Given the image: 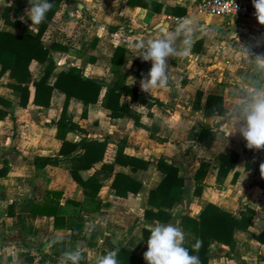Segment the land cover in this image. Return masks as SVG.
I'll use <instances>...</instances> for the list:
<instances>
[{
    "label": "crops",
    "instance_id": "0c3cea01",
    "mask_svg": "<svg viewBox=\"0 0 264 264\" xmlns=\"http://www.w3.org/2000/svg\"><path fill=\"white\" fill-rule=\"evenodd\" d=\"M12 1L0 0V31L35 35L39 25L30 26L26 17L20 19L29 6L27 0L18 1L19 26L3 23V8ZM152 1L161 5L160 10L129 5L127 0H62L41 37L49 58L42 63L32 60L28 67L32 80H37L52 60L49 85L59 72L74 66L89 78L111 82L124 77L126 84L140 87L142 75L151 65L140 59L142 50L136 49L137 41L159 39L165 30L173 32L182 22L192 29L187 45L182 35L173 42L180 51L186 48L187 55L165 58L166 86L147 91L164 106L147 107L129 96L120 98L139 116L142 126L153 125L151 132L135 125L130 117L110 118L99 102L90 103L83 116L81 100L69 99L66 114L84 133L67 132L65 140L77 143L85 137L105 144L100 160L77 170L80 180L94 178L99 184L95 194L93 185L81 186L72 178L74 160L39 167L33 163L34 157L58 155L61 140L55 136L53 122L59 117L64 94L54 89L49 106L36 105L34 86L29 83L27 103L22 106L19 92L9 86L8 71L0 74V109L7 111L0 119V168H8L0 177V264H70L62 254L71 250L81 252L79 264H96L98 257L120 248L135 256L134 264H146L142 257L146 250L143 229L148 237L152 226L171 223L183 233V245H192L197 236L191 226L183 227L182 217L197 219L207 204L237 218L241 211L250 215L245 230H233V248L216 241L210 244L207 264H264V235L263 240L257 238L264 231V189L258 185L264 145L247 148L238 133L227 136L229 113L242 100L240 86L264 84V71L257 72L250 59L241 55L245 62L236 67L240 73L233 74L231 66L228 70L224 67L223 58L232 56L234 45L240 54L248 46L253 55H264V25L249 18L217 16L226 19V33L236 43L223 41V46L216 48L218 26L212 24L213 19L205 18L207 15L195 13L200 0ZM245 1L251 4V0ZM116 47L125 51L120 66L111 61ZM216 53L221 55V62H215ZM220 64L223 67L218 74ZM204 71L208 72L205 76ZM103 93L104 89L101 96ZM208 94L222 98L223 113L204 114ZM206 128L215 130L208 146L197 138ZM120 141L122 153L146 161V168L115 161ZM231 151L238 154L235 165L220 173L217 156ZM160 158L177 168L183 182L180 200L171 208L161 206L168 220L165 215L159 219L147 215L148 211H157L148 198L163 178L156 168ZM116 173L136 179L138 190L134 193L127 189L125 196H118L111 184ZM125 186L131 188L133 183L121 180V187ZM79 224L82 229L74 237L71 233ZM57 242H63L64 247H58L55 255L51 247Z\"/></svg>",
    "mask_w": 264,
    "mask_h": 264
},
{
    "label": "trees",
    "instance_id": "16d2710c",
    "mask_svg": "<svg viewBox=\"0 0 264 264\" xmlns=\"http://www.w3.org/2000/svg\"><path fill=\"white\" fill-rule=\"evenodd\" d=\"M18 1L19 0H13L10 5L3 8L1 16L5 25L19 26L20 21L17 19ZM61 1L62 0H50L52 7L45 14V19L39 24L35 35H15L9 31H0V74L8 71L10 80L9 86L19 92V104L22 106H25L27 103L29 83H32L34 86L33 103L36 105L49 106L54 89L64 94V103L59 117L53 122L56 128L55 136L57 139L61 140L58 155L53 157H34L33 163L35 167H39V165L44 166L46 164L57 165L61 160H74V164H72L70 170L72 178L81 186L89 187V185H93V194H95L99 188V184L95 182L94 178H90L87 181L80 180L77 176V170L79 168H87L91 166L93 162L100 160L105 150V144L96 139H86L85 137H81L77 143L65 140L67 132L84 133V130L66 114L69 99L75 97L81 100L83 104V116L86 115L87 107L90 103L99 102L102 107L108 110V116L110 118L130 117L137 126H142L139 123V116L127 105L120 102L122 96H129L137 104L146 105L147 107L164 105L158 99L152 97L148 92L141 91L140 87L126 84L124 82V77H115L111 81L114 83V86L120 85L119 89L115 87L108 88L104 85L105 81L102 79L83 76L81 70L74 66L69 67L66 71L59 72L54 83L49 85L47 79L54 68L52 60L49 61L40 78L32 80V75L28 68L30 62L35 60L42 63L49 58V50L42 45L41 37L55 13L58 11ZM127 3L150 10H160L161 8L159 3H155L152 0H127ZM124 53V49L116 47L111 59L112 65L120 66ZM102 89H104V93L101 96ZM200 96L201 93L198 92V101ZM203 111L204 114L207 115L213 114L214 111L217 114L223 113L222 98L219 95L208 94L206 96ZM6 114V110L0 109V119L4 118ZM142 127L151 132L153 125L151 127ZM214 136L215 130L206 128L198 133L197 138L208 146L212 142ZM78 145L80 146L79 148ZM81 148L85 149L81 151ZM122 148L123 141H120L115 154L116 162L130 164L132 168H146V161L124 155L122 153ZM217 157L220 162V173H226L234 167L238 154L231 151L229 154H219ZM156 168L163 174V178L158 186L150 191L148 203L155 206L157 211L155 213L148 211L147 215L151 213V216L158 219L163 218L165 215V220H168L169 215L166 211L161 209V206L171 208L175 202L180 200L183 182L182 179L177 176V168L167 163L164 159L160 158L157 160ZM202 171L203 168L200 167L199 172L203 176L204 172L202 173ZM260 171L261 174L258 185L264 189V177H262L264 176V168ZM7 172V167H1L0 177L5 176ZM121 180L132 182L133 187H121ZM111 184L118 196H125L127 189L135 193L140 185L136 179L120 173L115 174ZM197 188L198 187H196V191ZM51 194L54 193L51 192ZM249 222V214L246 215L241 211L240 217L237 218L227 211L221 210L212 204H207L200 212L197 219L188 216L182 217L183 227H185V225L191 226L192 232L197 236L192 245L183 246L188 249L190 255H196L199 258L200 264H207L210 244L216 241L233 248V230L235 228L245 230ZM81 229L82 227L80 224L76 225L75 230H73L71 234L75 237L79 234ZM143 235L145 240H147L148 237L144 229ZM263 235L264 231L257 238L263 240L261 238ZM197 241H199V247L194 249L193 245ZM58 247H64L63 242L55 243L51 247V252L56 255ZM116 260L117 264H134L135 256L126 249L120 248L116 252Z\"/></svg>",
    "mask_w": 264,
    "mask_h": 264
},
{
    "label": "clouds",
    "instance_id": "9594fccd",
    "mask_svg": "<svg viewBox=\"0 0 264 264\" xmlns=\"http://www.w3.org/2000/svg\"><path fill=\"white\" fill-rule=\"evenodd\" d=\"M27 4L29 6L24 9L20 19L23 20L26 17L30 21V26L39 25L52 7L50 0H27ZM251 5L256 21L264 25V0H251ZM191 32L192 29L187 22H182L173 32L165 30L159 39L148 38L137 41L136 49L142 50L140 59L149 61L151 65L140 80L141 91L147 92L150 88L166 86L165 58L173 54L186 56L187 49L180 51L173 47V42L177 36L182 35L183 43L187 45ZM241 55L250 59L257 72L264 71V55L259 53L253 55L248 46L241 50ZM240 93L241 102L234 105L229 113L230 126H228L227 136L238 133L245 141V147L259 149L264 145V84H242ZM259 167L260 170L264 168V163H261ZM183 240V233L174 224H156L151 227L150 234L144 242L146 250L142 253V257L146 264H200L199 258L196 255H190L188 249L183 246ZM198 247L199 241L193 245L194 249ZM62 258L70 264H79L81 252L66 251L62 254ZM96 264H117L116 251L111 250L98 257Z\"/></svg>",
    "mask_w": 264,
    "mask_h": 264
},
{
    "label": "built area",
    "instance_id": "2783aa9c",
    "mask_svg": "<svg viewBox=\"0 0 264 264\" xmlns=\"http://www.w3.org/2000/svg\"><path fill=\"white\" fill-rule=\"evenodd\" d=\"M235 5V10H234ZM200 15H214L225 18H249L255 19L254 9L245 0H200L196 8ZM166 18H171L166 16ZM176 21L177 18H172Z\"/></svg>",
    "mask_w": 264,
    "mask_h": 264
},
{
    "label": "rangeland",
    "instance_id": "374dc122",
    "mask_svg": "<svg viewBox=\"0 0 264 264\" xmlns=\"http://www.w3.org/2000/svg\"><path fill=\"white\" fill-rule=\"evenodd\" d=\"M198 5V4H197ZM197 8V6L195 7ZM195 13H198L197 10H195ZM199 14V13H198ZM201 16V15H200ZM205 18H211L213 19L212 24L218 26L217 28H215V33L217 38V43H216V48L218 47H222L223 46V41L226 43H229L231 41H233L234 43H236L233 39V37L231 36V34H227L226 33V27L228 28V26L226 25V19H222L220 17L214 16V15H207L205 16ZM236 23V22H235ZM220 45V46H219ZM233 46V45H232ZM233 49L235 50L232 53V56L229 58H224L225 61V68L228 70V67H232L231 72L233 74H239L240 72H237V68L243 63L245 62L244 58L241 56L240 52H239V48L236 47L235 45L233 46ZM220 51V50H219ZM216 52V51H215ZM218 56V60H215V62H221V55L219 53H216ZM208 57L212 58L213 55H209ZM212 63V62H211ZM222 64H220V66L217 68L218 70V74L220 73L221 69H222ZM237 67V68H236ZM224 68V69H225ZM208 72L204 71L203 75L205 76ZM247 73V72H246ZM208 76V75H207ZM245 76H247V74H245ZM206 78V77H205ZM223 79V78H222Z\"/></svg>",
    "mask_w": 264,
    "mask_h": 264
},
{
    "label": "water",
    "instance_id": "95a60500",
    "mask_svg": "<svg viewBox=\"0 0 264 264\" xmlns=\"http://www.w3.org/2000/svg\"><path fill=\"white\" fill-rule=\"evenodd\" d=\"M104 85L107 86L108 88H112V87H115L116 89L120 88V85L114 86V83L112 82H105Z\"/></svg>",
    "mask_w": 264,
    "mask_h": 264
}]
</instances>
